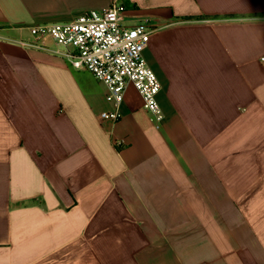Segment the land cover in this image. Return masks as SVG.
<instances>
[{"label":"crops","instance_id":"obj_1","mask_svg":"<svg viewBox=\"0 0 264 264\" xmlns=\"http://www.w3.org/2000/svg\"><path fill=\"white\" fill-rule=\"evenodd\" d=\"M113 2L161 122L30 34ZM261 58L264 0H0V264H264Z\"/></svg>","mask_w":264,"mask_h":264},{"label":"built area","instance_id":"obj_2","mask_svg":"<svg viewBox=\"0 0 264 264\" xmlns=\"http://www.w3.org/2000/svg\"><path fill=\"white\" fill-rule=\"evenodd\" d=\"M125 13L123 4L113 2L102 11H88L67 23L32 26L29 31L36 47L51 41L55 52L73 69L86 71L105 85L106 100L113 110L103 112L102 120L121 119V107L132 88L140 96L142 108L161 122L164 116L157 100L161 84L144 58L155 26L147 20L129 26Z\"/></svg>","mask_w":264,"mask_h":264},{"label":"rangeland","instance_id":"obj_3","mask_svg":"<svg viewBox=\"0 0 264 264\" xmlns=\"http://www.w3.org/2000/svg\"><path fill=\"white\" fill-rule=\"evenodd\" d=\"M131 94H135L134 92H131ZM128 98L130 99V95L128 96Z\"/></svg>","mask_w":264,"mask_h":264}]
</instances>
